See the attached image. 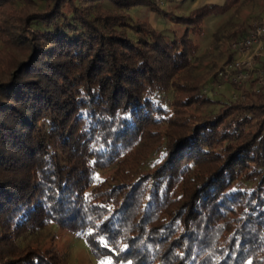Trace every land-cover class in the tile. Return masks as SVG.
Segmentation results:
<instances>
[{"label":"trees","instance_id":"1","mask_svg":"<svg viewBox=\"0 0 264 264\" xmlns=\"http://www.w3.org/2000/svg\"><path fill=\"white\" fill-rule=\"evenodd\" d=\"M238 1L170 36L129 13L153 0H0V264H61L18 242L51 224L116 263L264 264V86L197 114L184 76Z\"/></svg>","mask_w":264,"mask_h":264},{"label":"rangeland","instance_id":"2","mask_svg":"<svg viewBox=\"0 0 264 264\" xmlns=\"http://www.w3.org/2000/svg\"><path fill=\"white\" fill-rule=\"evenodd\" d=\"M224 2L225 0L165 1L160 5L155 4L162 12H155L147 5L140 4L131 8L129 13L135 21H144L156 30L170 36L173 34L179 36L186 26L174 22L172 17L188 16L191 11L204 4L223 5ZM102 6L111 7L108 2H103ZM262 18L264 0H239L225 11L204 16L199 33L189 31V36L198 45V51L192 57L184 76L196 83L205 96L211 98L206 103L192 105L191 112L213 113L228 99H232L233 93L237 92L239 87L220 79L218 71L232 59L230 43L244 36L249 26ZM251 85L253 86V83H246L242 88L250 90ZM107 175L109 172L102 171L100 176ZM18 242L21 246L30 245L54 250L61 255V264H128L116 263L109 256L95 255L83 234L55 224L26 233Z\"/></svg>","mask_w":264,"mask_h":264},{"label":"built area","instance_id":"3","mask_svg":"<svg viewBox=\"0 0 264 264\" xmlns=\"http://www.w3.org/2000/svg\"><path fill=\"white\" fill-rule=\"evenodd\" d=\"M165 1L153 0L157 5ZM232 59L226 62L218 71L220 79L237 85V92L233 93V100H243L247 89L242 86L252 83L250 90L258 92L264 86V18L249 26L246 34L230 43Z\"/></svg>","mask_w":264,"mask_h":264}]
</instances>
